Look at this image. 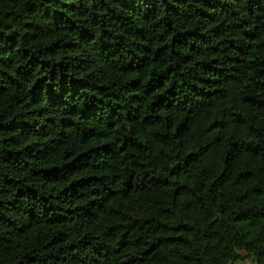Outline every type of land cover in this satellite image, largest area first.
I'll return each mask as SVG.
<instances>
[{"label": "trees", "instance_id": "trees-1", "mask_svg": "<svg viewBox=\"0 0 264 264\" xmlns=\"http://www.w3.org/2000/svg\"><path fill=\"white\" fill-rule=\"evenodd\" d=\"M264 264V0H0V264Z\"/></svg>", "mask_w": 264, "mask_h": 264}, {"label": "rangeland", "instance_id": "rangeland-1", "mask_svg": "<svg viewBox=\"0 0 264 264\" xmlns=\"http://www.w3.org/2000/svg\"><path fill=\"white\" fill-rule=\"evenodd\" d=\"M238 264H251L250 261H245V262H241V263H238Z\"/></svg>", "mask_w": 264, "mask_h": 264}]
</instances>
